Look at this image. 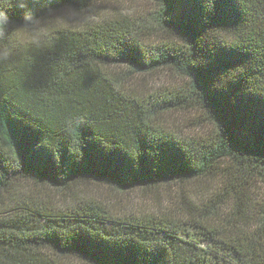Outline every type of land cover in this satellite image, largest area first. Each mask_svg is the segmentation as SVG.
<instances>
[{
  "label": "trees",
  "instance_id": "trees-1",
  "mask_svg": "<svg viewBox=\"0 0 264 264\" xmlns=\"http://www.w3.org/2000/svg\"><path fill=\"white\" fill-rule=\"evenodd\" d=\"M150 1L29 5L77 15L0 65V264H264V0ZM98 183L178 200L116 211Z\"/></svg>",
  "mask_w": 264,
  "mask_h": 264
},
{
  "label": "clouds",
  "instance_id": "clouds-1",
  "mask_svg": "<svg viewBox=\"0 0 264 264\" xmlns=\"http://www.w3.org/2000/svg\"><path fill=\"white\" fill-rule=\"evenodd\" d=\"M35 0H0V65L14 63L26 52L50 47L55 31L76 19V12L58 14L47 9L41 15L29 5ZM14 12H19L18 18Z\"/></svg>",
  "mask_w": 264,
  "mask_h": 264
},
{
  "label": "rangeland",
  "instance_id": "rangeland-1",
  "mask_svg": "<svg viewBox=\"0 0 264 264\" xmlns=\"http://www.w3.org/2000/svg\"><path fill=\"white\" fill-rule=\"evenodd\" d=\"M118 3L121 7L131 6L143 15L154 10L153 3L150 0H119ZM123 13H126V11H123ZM156 77L163 82L165 81L171 83L174 81L172 75L166 71L157 73ZM143 81L145 82V80ZM198 114L201 113L198 112ZM187 121L186 115H179L174 119L173 124L183 128V125H186ZM199 185L201 184L198 182L191 184L194 188L199 187ZM84 189L89 196L95 198L96 200L107 202L108 205L112 206L116 211H130L136 213L148 212L151 209H154L156 207V199L161 201V199L165 197H170L177 204L178 199L176 196L179 191L174 185H170L169 187L161 185L151 190L135 188L120 191L115 190L109 183L88 184ZM187 189L188 186L184 188L185 191H187ZM42 191L45 194L52 195L54 197H58L59 195L56 190L45 187L42 188ZM74 262V260H69L66 264H73ZM78 264L86 263L81 262Z\"/></svg>",
  "mask_w": 264,
  "mask_h": 264
},
{
  "label": "snow or ice",
  "instance_id": "snow-or-ice-1",
  "mask_svg": "<svg viewBox=\"0 0 264 264\" xmlns=\"http://www.w3.org/2000/svg\"><path fill=\"white\" fill-rule=\"evenodd\" d=\"M218 3L224 2V0H217Z\"/></svg>",
  "mask_w": 264,
  "mask_h": 264
}]
</instances>
